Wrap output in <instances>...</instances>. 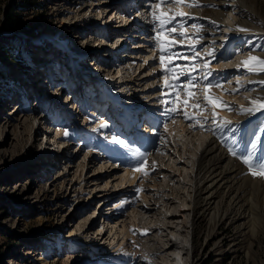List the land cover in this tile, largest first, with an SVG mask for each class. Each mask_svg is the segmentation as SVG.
<instances>
[{
  "label": "rangeland",
  "instance_id": "obj_1",
  "mask_svg": "<svg viewBox=\"0 0 264 264\" xmlns=\"http://www.w3.org/2000/svg\"><path fill=\"white\" fill-rule=\"evenodd\" d=\"M242 2L264 21V0ZM201 3L209 9L212 2L201 0ZM8 11L13 17L10 24L6 22ZM63 17L66 18L64 25ZM245 19L244 15L240 17L242 21ZM214 27L213 32L218 36L223 29L219 23ZM152 35L149 0H0V264H42L36 260L44 243L49 248L44 264H111L108 263L111 252L108 257H102L97 253L90 255L88 250L110 247L114 237L112 224L133 236H126L123 241L128 254H133L124 264H150L153 259H149L148 253L156 258L159 244L177 236L182 241L188 238L189 244L192 241L194 264H264V178L249 174L248 167L228 151L231 147L238 153L255 151L264 155V112L245 118L235 114V119L222 114L233 121L235 132L227 133L223 139L219 138L220 133L216 134L217 145L230 159L229 166L235 165L238 170L234 175L229 173L225 191L229 197L234 195L233 203L239 205V210L227 204V194L220 188L210 208L204 207L199 213L193 228L179 234L181 229L175 224H180L182 215L177 211L188 208L191 199L184 152L192 144L196 129L185 130L189 142L184 148L176 145L170 127L168 132L164 131L163 124L168 118L161 114L159 90L163 81L158 61L154 59L158 52L153 47ZM58 37L65 41L63 49L56 44L60 41ZM118 39L127 41L126 45L117 58H107L106 54ZM246 42L250 46L258 45L255 37ZM6 46L16 56L15 61L5 55L3 47ZM39 57L45 59L43 65L38 62ZM69 57L76 63L71 65ZM97 59L100 70L109 68L111 75H116L115 60L125 61L121 64L125 67L123 76L131 77V86L118 94L116 109L105 96L98 101L99 109L94 106L93 94H98L96 83L107 75L103 70L99 77L89 70ZM46 66L57 69L53 77L59 74L48 83L43 75ZM61 72H66L72 81H54L61 78ZM74 76L82 79L77 81ZM214 77L224 85L223 77L218 74ZM80 81L86 82L80 87V83L79 86L75 83ZM111 83L120 85L116 76ZM146 86L149 87L144 89ZM254 87L261 91L259 84ZM130 99L137 105L127 104L132 107L127 109L141 116H131L133 123L124 129L116 113ZM20 102L26 103V109L30 107L33 114L27 115L22 108L16 110L14 104ZM63 114L62 127L69 133L64 136L66 142L56 152L45 155L50 145L43 140L55 132L50 128L51 132L47 133L41 116L46 115L45 123L50 125ZM103 123L109 127L100 128ZM178 123L177 120L175 125ZM186 126L189 128L188 123ZM112 135L131 141L134 151L150 153L149 165L154 163V168L144 177L143 184L137 180L143 177L140 174L132 184H121V177L126 170H132L135 160L111 142ZM161 135L167 140L165 144L160 140ZM154 143L158 154L152 153L150 146ZM250 143H256L257 149L251 150ZM103 161L105 168L100 169ZM136 187L144 189L141 193L146 199L136 193ZM174 209L178 220L168 225L163 216H169ZM142 227L150 229L144 231ZM73 231L83 241L71 242L75 249L67 254L69 240H75V234L69 236ZM191 255L188 252L183 255L184 264H192ZM157 261L156 264H163Z\"/></svg>",
  "mask_w": 264,
  "mask_h": 264
},
{
  "label": "bare ground",
  "instance_id": "obj_2",
  "mask_svg": "<svg viewBox=\"0 0 264 264\" xmlns=\"http://www.w3.org/2000/svg\"><path fill=\"white\" fill-rule=\"evenodd\" d=\"M242 1L243 0H211L212 3L210 5L211 7H209V9H207V6L201 7L199 9H189L187 7L182 8L183 11L189 12L190 14L195 15L196 17L200 18V19L195 21L196 23H199V24L207 27L206 31L203 33L205 39L202 42V46L208 47V48L215 47L216 59H214L212 61V67H214L216 69L223 68V71H219L217 73H214V76H215V74H218L221 77H223L224 78V85H226V86H224V88L228 89L227 92H222L219 89H215L214 92L217 95H223V98H225V101H227L229 103H233V107H235L236 109H239V107L241 105H244L245 107L248 106V100L245 99V97L254 98L256 96H264L262 91H259V89H256V87H254V84L249 83V81L258 80L259 78L264 79V75L257 76V75L246 73L243 70L238 71L235 68V65L238 64L242 59H246L250 52L255 54V55H258V56H264V21L260 18V16L256 12H254L252 10L249 11L244 6V4H242L243 3ZM199 2L201 3V0H199ZM201 4L203 5V3H201ZM242 15H244L246 18L244 21L240 20V17ZM65 19H66L65 17H63V19H62L63 25L66 21ZM212 21H215V23H219V27H221L223 29V30H221L222 32L218 36L215 35L213 32L216 28L214 27L215 24H213ZM188 23L191 24L192 21H189ZM237 25L246 27L250 31L248 33H239L235 30H233L231 32L226 31V29H229V28L235 29L237 27ZM188 29L192 32L190 26ZM191 32H189V34H191ZM106 34H104V35H106ZM225 37H227L226 40H225ZM252 37H255L258 39L257 47H254L253 45L250 46L246 42V41L249 42V40H251ZM58 38L60 39V41L56 42V44L58 45V47H62V49H63L64 48L63 46H66L65 41L62 40L60 37H58ZM117 38H120V37L117 36ZM52 39H54V36L52 37ZM119 40L120 39H118V42H121L120 44L123 45V40H120V41ZM213 41H215V45H213ZM125 42H127V41H125ZM116 44L120 45L118 43H116ZM221 44L224 45L223 48L219 47ZM44 46H45V48H47L46 44ZM113 46H115V45H113ZM231 47H232L233 51H230ZM120 54L124 55V53H120ZM109 55H111V51H110V53L106 54V56H109ZM112 58L113 59L115 58L114 54H113ZM41 60H43V61H41ZM68 61L71 65H73V63H76L73 61V59L71 57H69ZM115 61H116V63H115V67H116L115 68V74L116 75H111L109 68L107 70L102 68V70L107 71V73H106L107 75L102 76L103 78L101 80H99L98 82L96 81L97 82L96 87L98 88L97 89L98 94L96 95V93L94 92L93 97H95V98L93 99V101L95 102L94 106L97 109H99L101 106V103L98 102L99 99L100 98L102 99L105 97H106L105 99L108 98L111 100V102H109L111 104V107L116 109V107H117L116 98L119 97L118 94L123 93L124 90L125 91L127 90V87L131 86V85H129V81L131 80V77L129 79H125L124 78L125 76H123L124 75L123 70L125 69V67H123L124 65L121 66V64L125 63V61L122 63H120V61H117V60H115ZM38 62L43 65V63H45V59L42 57H39ZM99 64H101V63H99V60L97 59V61L91 65L89 70L92 71L93 74H95L98 70H100ZM225 65H227V67H225ZM46 67H47L46 78H48V79L45 78L44 81H47L46 83H48L49 80L52 79L53 73L57 69H55V68L50 69L49 66H46ZM152 72L154 73V71H152ZM65 73L66 72H61L60 73L61 78L56 79L54 81H57V80L60 81L61 80L62 82L63 81L65 82L68 79H70L72 81V78L67 77ZM100 73H102V71ZM97 74L100 77V74L99 73H97ZM134 74H135V69H134L132 75H134ZM56 75L59 76V74H56ZM132 75H130V76H132ZM114 76L117 77L118 83H120V85L119 84H117V86H116V84H115V86L112 85L113 83H111V81H113ZM237 76L240 77V80L245 85L246 89H253L254 88V89H256V91L250 92V91L241 90V91H239V94L237 92L232 93L231 88L237 87V85H236V77ZM74 77H75L74 79L77 81L82 79L81 77H78V78H76V76H74ZM107 80H109L110 83L106 84ZM228 81H231V83L229 84ZM85 82L86 81H80V82H75V83L78 86L80 83V87H81V85L84 84ZM161 82H162V80H161ZM73 85L76 86L75 84H73ZM49 86H52V84L50 83ZM150 86H152V85L150 84ZM80 87L78 88V90L81 89ZM147 87H149V86H146L144 89H146ZM138 88L139 87H137V89ZM144 89H140V90H144ZM74 90H75V88H74ZM137 91H139V89ZM137 91H134V92H137ZM27 96H29V94ZM27 96H26V101L28 100ZM103 96H105V97H103ZM131 96H132V94H131ZM36 99H38V95H37ZM71 99L72 98H70L68 103L71 102ZM126 102L127 103H126L125 107L123 106L124 109L119 111L121 113H119L118 111H117L118 114L116 113V116H118V117L120 116L119 119L122 121L121 125L124 126V129H126L128 125H131L133 123V121H132L133 118L131 116H133V117H137L139 115L141 116V114H137V113H133V112L131 113L127 109L129 107V106H127V104H130V105L132 104L131 106L137 105V104H134L135 101H132L130 99L129 101H126ZM97 104H98V106H97ZM118 104H119V102H118ZM14 106H15L16 110H18L20 108H22V110H26L27 115L33 114V110L30 107H28L26 109V106H27L26 103L23 104L20 102V103L14 104ZM131 106L129 107V109L132 108ZM222 114L227 115L228 118H230V119H235V114L236 115L238 114L242 118H245V116H249V117L253 116V115H242L238 111H233L232 114L229 111H221L220 115L223 117ZM256 114L258 115V112ZM70 115L72 116V113ZM64 116L65 115L63 114L61 117H57V118L54 117L55 119L51 121V124H53L54 126L53 125L51 126V124L47 125V123H45V118L47 117L46 115L41 116V119L44 120L42 122L45 124L44 127L48 129L47 133H50L49 132V131H51L50 128H53L52 133L55 132L54 136H51V134L47 135L46 139L51 138L50 140H53L54 143H56L58 145H63L66 142V138L64 137L65 136L64 133L66 130H63V127H62L64 122L61 123V120ZM73 117H75V115ZM65 120L66 119H64V121ZM177 120L179 121V123L177 125L171 124L169 122V127H170V130L172 131L171 135L173 136L175 134L174 141H176V145L181 144L180 146H183V148H184V146L187 145V143L189 142L187 140L189 138V136H188L187 131H185V130L190 129V128H187V126H186L188 122H185L184 124H182V122H183L182 119L177 118L176 121ZM39 123H41V122H39ZM178 127H181V129H179ZM124 129H123V131H125ZM191 130H195V129H191ZM44 132H46V131L44 130ZM216 136L217 135L214 136L211 131L200 130L197 128L196 133H195V138L192 140V144H189L188 151L184 152L185 153V155H184V160H185L184 169L186 170V178H188L189 182H190V187H188V188H190L191 199H190V202L188 203V208H186V209L180 208L177 211V212H179V215H182V219H181L180 224L179 225L175 224L177 226V227L175 226L177 229H179V230L181 229L179 231V234L182 231H185V232L188 231L187 229H190V227L193 228L194 223L196 222V219H197L199 213L201 211H203L204 207L208 208L212 204V202L214 201V198H215V195H216L218 189L221 188V192L223 194L224 193L227 194L226 193L227 189L225 191V188L226 187L228 188V178L231 176L229 173L233 174L236 171H238L235 168V165L229 166V165H231L230 159L226 156V152L222 151L221 148H219V146L217 145L219 141H217ZM152 139H154L153 136H152ZM160 140H161V137H160ZM163 141H164L163 143L165 144L167 140H165V138H164ZM155 145H157V144L154 143L150 147H153L152 153L155 152L158 154L159 149L155 148L156 147ZM51 149H52L51 147H48V153L50 152ZM42 153H43V151H42ZM56 156L57 155L55 154L54 157H56ZM153 157H155V156L153 155ZM52 160H54V158ZM99 168L100 169L105 168V161H103L100 164ZM138 176H139V173H134L132 170H126V173H124V176L121 177V184H124V183L132 184ZM235 177H237V176H235ZM231 179H229V180H231ZM137 180H140L143 184V181L145 180V178L142 177L141 179L138 178ZM233 180H234V178H233ZM154 186H155V184H154ZM229 195L230 194L226 195V198H228L227 204L228 205L232 204L233 207H235L238 211L239 205L236 206V203H233L234 202V195H232L230 197H229ZM139 196H141L142 199L147 198V196L144 193H141ZM237 204H238V202H237ZM155 213H153V214H155ZM176 216H177V214L175 213V209H174L173 213H171L169 216L165 215V216H163V218L166 219L168 225H173V223H175L178 220ZM185 217L186 218L189 217L188 222L185 221L186 220ZM237 218H238V216L235 218V220H237ZM249 222H250V220H249ZM169 223H171V224H169ZM111 226L113 228V230L111 228V232H113L114 237H113V240L111 242L110 247L106 248V250H100V251L95 250L94 247H91L89 250L88 249L87 250H88L90 255L97 253V254H99V256H102V257L107 256L109 254V252H111V254H113V255H112V257H109V259L107 258L108 263L111 262V264H112V262H117V264H124L125 263L124 261H127L130 257L133 256V254H130V255L128 254L127 246L126 247L123 246V241H124V238L126 236H130V237H133V236H131L129 232L124 231L125 229L122 227L118 228V230H117V228H114L115 227L114 224H112ZM170 227L173 228V226H170ZM239 227H240V225H239ZM149 229H150L149 227H142V230H144V231H147ZM191 231H192L191 232V235H192L193 230H191ZM72 234H75V232L74 231L69 232V236ZM115 235H116V238L118 237V239H120V241L118 239L115 240ZM174 235L177 236L178 234H174ZM53 237L54 236H52V238ZM76 237H78V236L77 235L75 236L74 241L69 240L68 247L66 248L67 254L70 251L75 249V244L72 245L71 242L78 243V242L83 241V238L79 239ZM177 237H178V239H177ZM177 237L176 238L174 237V239L168 237V238H166V240L164 242H162L160 244L158 243L160 246V247H158V253L159 254H158V256H156V258H154L148 253L149 259H153V260H151L152 262L151 263L149 262V263L150 264H156L158 262L157 260L159 259V261H162L163 264H184L182 257L185 253L188 252V255H191V253H192V255H191L192 262L191 263L194 264L193 257L195 255V250H194V245H193L192 241L189 244L188 238L184 237L183 238L184 241H182L179 236H177ZM54 240H55V237H54ZM192 240H193V238H192ZM90 244H91V242H90ZM46 245H47L46 243L43 244V248L39 252L40 257L38 260H36V262L39 261V263L44 264L48 260L49 248ZM90 246H92V245H90ZM191 249H192V252H191ZM94 258H96V257H94ZM96 259H98V256Z\"/></svg>",
  "mask_w": 264,
  "mask_h": 264
},
{
  "label": "snow or ice",
  "instance_id": "obj_3",
  "mask_svg": "<svg viewBox=\"0 0 264 264\" xmlns=\"http://www.w3.org/2000/svg\"><path fill=\"white\" fill-rule=\"evenodd\" d=\"M206 5H202L199 0H149V15L153 25V47L158 52L157 59L160 69V76L163 81L160 88L159 103L163 106L162 115L168 118V122L163 124L165 132H168L169 122L176 123L175 117H182L188 122L190 129L208 130L215 136L220 133L223 139L227 133L234 134L235 129L232 127L233 121L222 117L221 111H238L242 115H254L257 112H264V96H256L254 98L245 97L248 100V106L241 105L239 109L234 108L227 101H224L220 95L214 92L219 89L227 92L220 79L214 77V73L223 71V68L216 69L212 67V61L216 59L215 47H203L202 42L205 37L203 33L206 31L203 25L195 21L200 19L195 15L185 12L182 8L199 9ZM192 21L189 34L188 22ZM215 24V21H212ZM237 31L239 33H248L250 30L246 27L239 26L235 29L229 28L226 31ZM227 37H225V40ZM215 45V41H213ZM219 47L223 48L221 44ZM148 64V61H144ZM227 67V65H225ZM235 68L243 70L253 75H264V56H258L249 53L246 59H242ZM155 72V65L153 66ZM230 84L231 81H228ZM250 84H259L261 91H264V79L249 81ZM237 87L231 88L232 93L241 90L255 92L256 89H246L241 82L240 77H236ZM191 110V111H190ZM109 125L103 123L100 128H107ZM99 131V129H96ZM69 133L65 131L64 135ZM111 142L124 151L126 156L135 160L131 166L134 173H139L146 177L154 163L149 165L148 152H140L133 150L132 142L119 135H112ZM164 137L161 136V140ZM256 143H250L251 150L257 149ZM228 151L233 157H238L243 164L249 169V174L254 177L264 178V155H260L255 151H247L246 153H238L234 148ZM264 151V149H262ZM119 167L120 165H116ZM136 193L144 191L140 187H136ZM146 234V232L144 233Z\"/></svg>",
  "mask_w": 264,
  "mask_h": 264
},
{
  "label": "trees",
  "instance_id": "obj_4",
  "mask_svg": "<svg viewBox=\"0 0 264 264\" xmlns=\"http://www.w3.org/2000/svg\"><path fill=\"white\" fill-rule=\"evenodd\" d=\"M12 20H13V17L10 14V11H8L7 15H6V22L10 24V23H12ZM3 50H4L5 55H7V58L10 61H15L16 56L10 51V47L9 46L3 47Z\"/></svg>",
  "mask_w": 264,
  "mask_h": 264
}]
</instances>
